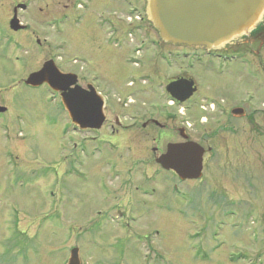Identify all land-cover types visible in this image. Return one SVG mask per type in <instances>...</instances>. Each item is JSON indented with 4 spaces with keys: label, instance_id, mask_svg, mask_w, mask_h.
Returning a JSON list of instances; mask_svg holds the SVG:
<instances>
[{
    "label": "rangeland",
    "instance_id": "obj_1",
    "mask_svg": "<svg viewBox=\"0 0 264 264\" xmlns=\"http://www.w3.org/2000/svg\"><path fill=\"white\" fill-rule=\"evenodd\" d=\"M16 3L27 5L19 12L21 22L16 15L19 24L31 25L34 33L28 32L24 43V36L9 37L8 29L0 25V108L7 112L0 115V252L12 248L6 242L13 236L9 233L24 231L27 238L38 235L36 249L17 264H64L74 248L81 249L82 264H264V75L259 72L264 48L261 59L243 55L244 66L224 59L223 64H198L203 52L180 50V56L195 57L190 76L197 81L200 97L220 99L228 91L232 96L226 106H240L242 97L248 107L241 108L244 115L233 118L229 128L219 115L208 113L211 107H205L207 122L195 123L192 133V140L199 139L197 144L205 150L201 180L182 183L167 175L170 185L165 183L160 201L145 179L139 181L138 171L126 189L113 187V163L89 155L71 125L55 121L60 114L58 100L42 90L27 93L18 85L27 72L55 60L58 70L62 67L93 82L112 103L132 104L131 110L138 111L144 102L159 107L157 97L147 101L139 92L132 95L135 89L153 85L141 76V58L159 62L145 61L158 56L157 50L148 47L143 53L141 47L147 37L158 39L154 31L149 29L146 35L143 31L149 22L146 0H79V23L65 21L62 36L58 21L65 14V0H3L0 24L6 25ZM48 8L53 28L46 31ZM109 14L110 33L105 25ZM14 40L21 42L18 48ZM76 57L79 64L72 63ZM189 62L181 58L180 71ZM160 66V81L166 83L174 70ZM253 109L259 111L254 114ZM199 111L195 118L188 114L190 119L197 121L204 113ZM136 141L140 157L148 158L140 139L130 142L133 152ZM115 160L118 165L119 155ZM131 171L123 169L124 181ZM123 191L130 201L115 215L121 212L131 219L125 228L113 229L108 211ZM148 232L149 238L158 239L157 253L149 255L143 249Z\"/></svg>",
    "mask_w": 264,
    "mask_h": 264
},
{
    "label": "flooded vegetation",
    "instance_id": "obj_2",
    "mask_svg": "<svg viewBox=\"0 0 264 264\" xmlns=\"http://www.w3.org/2000/svg\"><path fill=\"white\" fill-rule=\"evenodd\" d=\"M2 1L0 0V5H2ZM49 3H47L45 6H48ZM20 5L19 3H16V5L13 7H17ZM146 6V5H145ZM62 9L65 11V14H63L60 18V21H58V26H60L59 34L61 36L63 35L62 30L64 27H67L65 25V21L71 20L72 22H78L79 23V0H65V5L62 6ZM27 10L26 8L23 10H17V15H19V12H24ZM47 16L52 15V10L47 12ZM109 13L111 11L109 10ZM13 18V9H12V17H9L7 20L8 22L6 25L0 24L2 30L8 29L9 37H14V35H17L18 37L24 36V43H27V35H29L28 32H32L31 36H33V30L31 29V25H24V29L13 31L10 28V20ZM19 20L21 19V15L18 16ZM46 18V17H45ZM53 19H50V16L48 18V21L45 23V30L48 31L53 28ZM103 21H105L103 19ZM21 22V20H20ZM144 22L143 17H141V23ZM147 27H143L144 34H148V30L154 31L156 33L158 39L155 41L152 40V37H147L146 40H143L141 43V47L143 49V53H145L148 50V47L156 49L158 56L156 55L147 57L145 61L156 59L161 63L165 65V68L167 71L174 70V74L169 76L166 83H162L160 81V74L162 71H160L162 68L160 66L159 62H152L153 64L149 62H144L143 57L141 58L140 67L142 74L141 76L145 77L144 81L151 80V83L153 84L152 87H149L148 89H141L140 91H137L135 88H131L132 90L135 89L132 93V95L135 93L142 94V96L146 97L145 100L151 101L155 97H157V103L159 104V107H154L152 102L149 103H143L139 106L138 110H131L132 104H126L125 102L122 103L119 100H117L116 103H112L110 100V97L105 94V91H101L98 87H94L93 82L85 81L84 77H77V85L79 86V82L81 83V88L84 90H88L89 88H93L95 92L100 95L103 98L104 104H103V123L101 127L97 130L92 129H80L78 126L71 123V120L68 117L67 112L64 110V107L61 103L60 94L61 92H56L53 89H51L47 84H42L38 87H33L26 84L27 78L31 75L39 71L42 66L39 69H35L32 71L27 72L26 79H20L18 81V85L22 86V89H24L27 93L42 90L45 92V94L50 95L53 99H57L59 102V108L58 113L55 117V121L57 122H66L69 123L73 129V131L79 135V138L81 140V144L85 149L88 150L89 155H98L99 157H103L104 160H110L111 163H113L112 168L110 170H113L112 174L114 176V182L112 184L113 187L118 188H124L126 189V185H129V182H131V178H135L138 173L141 178L145 179V181L148 183V188L152 187L153 192L155 196L160 199V195L162 191L164 190V185H170V179L167 175L172 176L173 181H180L182 183L185 182H196L199 180H186L181 181L178 176L175 174L172 170H165L163 169L158 163L157 160L163 156L166 151L167 147L172 144H183L187 142H194L197 143V140H192V133L194 132L193 128L196 124H199L201 126H204L207 122V113H205V107L210 108L212 110H209L208 113H213L214 115H219L223 120L222 122L229 127H233L232 122L233 118H240L244 115L242 112V115L236 114V110L241 109L246 106L247 103L243 101V98L241 97L240 100H238V104L240 106L230 107L226 106L227 99H230L232 96L231 93L228 91L225 92L222 98L220 99H211L207 96L200 97L199 94V87L197 84V81L191 77V72L195 68L194 61L195 57L182 54L180 56V50L184 49L183 51H190L194 53L195 51L203 52L204 56L202 59H197L198 64L205 63H217L220 62V64H223L221 62V59L229 60V62H235L239 63V65L244 66L243 62V55L245 57L246 55H250L251 58H263V55L261 54L260 50L264 48V18L261 21V23L248 35L244 36L241 39L234 41L228 45H226L222 50L218 51H211L207 52L205 50L201 49H186V48H180L178 46L171 45L169 43H165L162 40H160L158 33L155 31L153 26L150 22L147 23ZM107 26V31L110 33V30L112 28L111 24V18L110 14L107 18V23L105 24ZM35 26V25H34ZM33 27V26H32ZM1 31V30H0ZM16 36V38H17ZM149 36V35H148ZM20 41L14 40V47L20 46ZM38 46L40 47V42L36 41ZM43 43L46 44V40L43 41ZM168 47V48H166ZM250 47V48H248ZM18 48V47H17ZM165 49L167 51V55L161 54L162 51L165 52ZM226 52H234L235 54H227ZM252 53V55L250 54ZM228 57V58H227ZM184 59L187 61H190L189 64H187L186 69H183V71H180L179 64L180 59ZM209 60V62H208ZM239 60H241L239 62ZM53 61V60H52ZM55 61V60H54ZM53 61V62H54ZM101 61V60H100ZM253 61V60H252ZM15 62H19V58H15ZM74 64H79V58L76 57L75 61L72 62ZM97 65H99V62H97ZM72 66V64H71ZM163 66V65H162ZM240 66V67H241ZM58 68V67H57ZM74 70V69H72ZM63 74H71L70 71L65 70L64 68L60 67L59 70ZM75 71H79L78 69H75ZM264 75V67L261 68L259 71ZM155 78V79H154ZM180 80H186V81H192L193 87L196 89L195 92L192 94V96L185 100L184 102H180L176 97V95L184 96L185 93L183 91L174 90L173 94H170L167 91V87L170 84H173ZM143 81V83H145ZM130 85L133 86V84L129 83L127 85L128 88H130ZM131 92V91H130ZM129 92V93H130ZM128 93V96H129ZM198 95V96H197ZM125 98V96H124ZM129 102H132L131 99H129ZM202 103H207L203 106ZM199 110H203V115L201 113L198 115V119H190L189 115H193L195 118V115L197 116L196 112ZM243 111V110H242ZM259 111V110H258ZM258 111L256 109H253L252 112L256 114ZM264 111V109H262ZM200 112V111H199ZM6 110L1 113L6 114ZM187 115L189 116H185ZM61 118V119H60ZM196 123V124H195ZM222 123V124H223ZM232 129V128H230ZM226 131L230 132L226 129ZM171 137V138H170ZM213 136H210V139H212ZM164 138H168L169 140L172 139V141H168L164 143ZM135 139H140L142 143L144 144V149H146V153L149 157H140L141 155V148H139V141H136V154L133 152V146L130 144V142H135ZM150 142L149 147L146 146L147 142ZM195 140V141H194ZM127 143V144H126ZM107 146V148L104 150V146ZM122 150V151H121ZM207 152L211 153V147L207 148ZM119 155L118 165L116 162V156ZM205 155V154H204ZM131 159V160H129ZM115 163V164H114ZM132 169L130 173H128L127 182L125 180V176L123 174V169ZM138 171V173H136ZM127 174V173H126ZM133 174V175H132ZM164 178H166L167 182H164ZM201 180V179H200ZM138 181V182H139ZM126 182V183H125ZM175 191L178 194V185L174 184ZM147 190V189H146ZM174 191V190H173ZM124 193L119 194V199L117 200L118 204L113 206L111 209H109V223L112 225L113 229L114 227H118L119 229L125 228L128 221L131 219L127 215H123L121 212H118L117 215H115L117 209H125L127 207V202L130 201L128 198H126L125 191ZM163 197V195H162ZM161 201V199H160ZM162 205V204H161ZM125 207V208H124ZM137 207V206H136ZM161 207V206H159ZM122 223V224H121ZM150 232L146 234L144 237L145 239V245L143 249L147 252V255L157 253L155 244L158 240L155 237L148 236ZM13 235L9 239H7V244L10 243L12 245V248L4 249L0 252V264H17V261L19 258H22L24 261H27L30 257V255L35 251L36 249V242L35 239H37L38 235L32 234L30 237L27 238L26 236L29 235L27 232L21 231V232H13L9 233ZM38 234H41L39 232ZM37 236V237H35ZM115 242H117V238H113ZM79 241L85 244L86 241H84L83 237L79 238ZM117 246H113L115 248ZM80 248L78 249V255L80 253ZM71 251V250H70ZM70 253V252H69ZM67 264V261L64 263ZM79 264H82L79 260Z\"/></svg>",
    "mask_w": 264,
    "mask_h": 264
},
{
    "label": "water",
    "instance_id": "obj_3",
    "mask_svg": "<svg viewBox=\"0 0 264 264\" xmlns=\"http://www.w3.org/2000/svg\"><path fill=\"white\" fill-rule=\"evenodd\" d=\"M18 5L13 12L10 28L24 29L17 19ZM146 17L160 40L174 46L205 51L222 50L226 45L248 36L264 18V0H146ZM47 84L56 92L72 124L80 129L97 130L101 127L104 101L93 88L79 87L73 74H63L52 61L31 74L26 84L38 87ZM183 91L177 96L180 102L189 99L195 92L192 81L180 80L167 87ZM5 111L0 108V113ZM242 115V109L235 111ZM205 150L194 142L172 144L157 163L165 170H172L182 181L198 180L202 177ZM67 264H79L78 249L70 251Z\"/></svg>",
    "mask_w": 264,
    "mask_h": 264
}]
</instances>
